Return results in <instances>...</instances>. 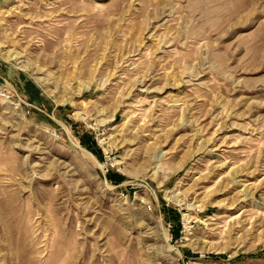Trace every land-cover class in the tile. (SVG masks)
I'll use <instances>...</instances> for the list:
<instances>
[{"label":"rangeland","instance_id":"374dc122","mask_svg":"<svg viewBox=\"0 0 264 264\" xmlns=\"http://www.w3.org/2000/svg\"><path fill=\"white\" fill-rule=\"evenodd\" d=\"M0 91V264H264V0H0Z\"/></svg>","mask_w":264,"mask_h":264},{"label":"built area","instance_id":"2783aa9c","mask_svg":"<svg viewBox=\"0 0 264 264\" xmlns=\"http://www.w3.org/2000/svg\"><path fill=\"white\" fill-rule=\"evenodd\" d=\"M0 95L3 97H7V98L11 97L8 93H4L3 91H0ZM53 132H54V134L56 133L55 130ZM55 136H57V135H55ZM57 138H59V136H57ZM105 152L108 153V156L104 158V161L101 163V167H100V169L104 173L108 172L114 166L113 159L115 158V156L112 155V150H107ZM111 155H112V157H111ZM148 207L150 208V205H148ZM167 226H168V228H170L171 224L167 223Z\"/></svg>","mask_w":264,"mask_h":264},{"label":"trees","instance_id":"16d2710c","mask_svg":"<svg viewBox=\"0 0 264 264\" xmlns=\"http://www.w3.org/2000/svg\"><path fill=\"white\" fill-rule=\"evenodd\" d=\"M80 143H81V145L84 148L88 149L90 152H92L93 154H95L94 151H93V149L90 148L89 141L87 139H84V138L81 137L80 138ZM106 176H108V175H106ZM108 178L110 179V181H115V183H117V182H119L121 180L120 177H116V179H113L112 177H108Z\"/></svg>","mask_w":264,"mask_h":264},{"label":"bare ground","instance_id":"6f19581e","mask_svg":"<svg viewBox=\"0 0 264 264\" xmlns=\"http://www.w3.org/2000/svg\"><path fill=\"white\" fill-rule=\"evenodd\" d=\"M171 198H174V199H175V198H176V195H175V194H174V195H172V196H171Z\"/></svg>","mask_w":264,"mask_h":264}]
</instances>
